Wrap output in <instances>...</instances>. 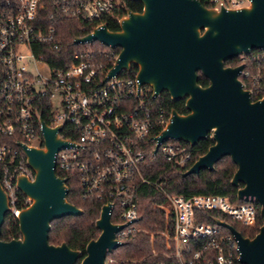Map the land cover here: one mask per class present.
Listing matches in <instances>:
<instances>
[{"label":"built area","instance_id":"obj_1","mask_svg":"<svg viewBox=\"0 0 264 264\" xmlns=\"http://www.w3.org/2000/svg\"><path fill=\"white\" fill-rule=\"evenodd\" d=\"M124 2L0 0V185L9 201L10 218H16L30 204L16 184L20 175L31 180L34 177L20 144L44 146L42 121L49 128L61 126L59 135L72 144L55 154L57 175L66 181L69 176L75 178L82 199L101 203L99 212L102 206H111V222L123 226L116 233L122 244L131 235L144 231L137 224L140 216L135 197L141 184H151L142 175L143 162H152L159 155L187 170L197 159L192 158V146L186 143L157 140L171 112L155 105L160 95L154 96L149 86L139 87L136 73L125 74L131 68L105 79L118 55H113L114 49L108 47L109 53L79 51L72 60L60 56L64 47L54 23L68 17L91 24L88 31L85 25L80 27L85 32L76 37H81L111 19L118 24L126 14H118ZM200 2L219 10L236 9L249 1ZM103 55L114 56L110 68L95 61L96 56ZM46 58L51 59V64ZM235 59L238 65H244L238 76L252 100L264 98V50L254 49ZM41 68L46 72L42 73ZM166 197L168 205L164 210L172 215L171 231L161 234L170 242L166 247L172 251L164 252V258L154 264H240L230 231L199 222L195 212L213 210L252 227L258 205L254 197L248 196L241 203L225 195ZM112 262L113 258L106 257L105 264Z\"/></svg>","mask_w":264,"mask_h":264},{"label":"water","instance_id":"obj_2","mask_svg":"<svg viewBox=\"0 0 264 264\" xmlns=\"http://www.w3.org/2000/svg\"><path fill=\"white\" fill-rule=\"evenodd\" d=\"M141 11L124 9L118 31L102 24L91 33L75 37L73 44L98 42L120 48L105 79L137 66L139 87L149 86L152 94L165 92L173 101L184 100L187 114L174 108L158 141L177 140L195 146L210 136L206 153L193 161L182 176L213 170L223 156L236 165L230 184L238 200L254 197L259 205V231L248 237L227 221L213 218L217 226L233 235L240 264H264V98L252 100L239 78L243 64L225 66V61L254 49L264 50V0H248L236 9L206 7L200 0H132ZM199 73L209 84H199ZM61 126L49 128L42 121L43 147H27V164L33 179L20 175L17 189L30 204L16 216L21 238L0 239V264H105L107 254L122 243L116 233L123 228L111 222V206L101 207L94 226L100 232L80 250L65 242L50 244L51 223L77 216L82 210L67 197L70 189L55 171V154L72 145L59 135ZM157 148V146H156ZM155 148V150H156ZM9 201L0 185V233Z\"/></svg>","mask_w":264,"mask_h":264},{"label":"trees","instance_id":"obj_3","mask_svg":"<svg viewBox=\"0 0 264 264\" xmlns=\"http://www.w3.org/2000/svg\"><path fill=\"white\" fill-rule=\"evenodd\" d=\"M124 9L131 11H141L142 5L137 1L125 0L122 10L118 12L119 15L125 13ZM60 23H54L56 30L61 39L63 51L60 56L73 59V54L83 50H92L98 52L101 50H109L107 46L100 44H84L74 45L72 39L76 36L84 34L80 27L86 26V31L89 30L91 24L83 23L75 18H60ZM108 28L113 31H118V24L115 20L107 22ZM120 48L112 51L113 55L118 54ZM109 53V52H108ZM114 56L103 55L102 57H95V61L103 63L105 68H110L113 64ZM51 64V59L46 58ZM53 64V62H52ZM238 65V59H230L225 61V66ZM137 71V66H132L126 75H134ZM199 84L206 86L209 80L202 77L199 73ZM155 105L165 108L170 111L174 108L181 114H187L183 102H174L170 99L167 93L163 92L155 100ZM213 140L210 136L204 140H200L191 148L192 158L199 157L206 153ZM236 170V165L230 160L229 156H223L215 163L214 169L201 170L198 174H190L182 176L185 171L183 168L175 166L173 163H168L159 155H156L154 161H145L141 165L142 175L151 182V184H141L135 194L137 202V210L140 220L137 223L143 230L140 233L131 235L124 243L117 248L108 258H113L111 264H154L158 259H163L164 252H171L166 246L170 244L166 241L161 232L170 233L172 223L171 213H167L164 208L168 205L167 195L182 194L190 197L192 194H212L227 196L234 203H241L237 199L236 188L230 184L231 176ZM67 186L70 191L67 194L68 201L82 210L81 215L66 216L55 219L51 223L50 231L48 232V241L50 244L56 245L65 242L70 249L80 250L85 256V246L90 239H95L99 235V231L95 228V220L99 217V209L101 203L95 199H82L79 192V185L75 178L69 176L67 179ZM155 184V185H154ZM20 197L22 195L20 194ZM256 220L252 227L241 225L232 219L222 215L219 212L197 211V218L199 222L204 224H215L214 217L227 221L234 229H237L241 234L248 237H253L259 231L261 224V216L259 205L256 206ZM4 224L1 227L0 239L10 240L13 238H21L19 233L18 221L16 218H10L6 215ZM224 232H229L228 229L222 228ZM195 248V247H194ZM79 262V260H78Z\"/></svg>","mask_w":264,"mask_h":264},{"label":"flooded vegetation","instance_id":"obj_4","mask_svg":"<svg viewBox=\"0 0 264 264\" xmlns=\"http://www.w3.org/2000/svg\"><path fill=\"white\" fill-rule=\"evenodd\" d=\"M133 66V65H132ZM231 67H236V66H231ZM162 94V93H161ZM174 102H183V104H184V100H179V101H174ZM79 261H80V259H79ZM79 262L77 261V263L76 264H78Z\"/></svg>","mask_w":264,"mask_h":264},{"label":"rangeland","instance_id":"obj_5","mask_svg":"<svg viewBox=\"0 0 264 264\" xmlns=\"http://www.w3.org/2000/svg\"><path fill=\"white\" fill-rule=\"evenodd\" d=\"M95 44H97V42H96ZM40 70H41L42 73H45V72H46L44 68H41ZM116 250H117V249H116ZM116 250H115V251H116ZM112 253H113V252H112ZM112 253H109V255H111Z\"/></svg>","mask_w":264,"mask_h":264}]
</instances>
